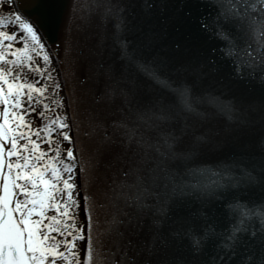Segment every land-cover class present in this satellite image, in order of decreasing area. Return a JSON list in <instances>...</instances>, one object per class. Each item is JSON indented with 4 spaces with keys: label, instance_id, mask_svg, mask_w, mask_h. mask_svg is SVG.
Listing matches in <instances>:
<instances>
[{
    "label": "water",
    "instance_id": "1",
    "mask_svg": "<svg viewBox=\"0 0 264 264\" xmlns=\"http://www.w3.org/2000/svg\"><path fill=\"white\" fill-rule=\"evenodd\" d=\"M36 2L13 0L19 14L29 15ZM225 4L44 0L39 34L63 83L86 240L97 245V264H264L259 217L234 252L219 247V235L198 252L176 236L189 223L199 232L205 219L217 233L227 230L238 215L230 203L264 205V65L226 57L229 48L216 36ZM179 85L190 89L192 111L176 105ZM213 172L235 180L205 188ZM150 173L174 177V191L169 184L160 201L148 200L139 211L117 201L121 189ZM114 216L123 223L113 224Z\"/></svg>",
    "mask_w": 264,
    "mask_h": 264
},
{
    "label": "snow or ice",
    "instance_id": "2",
    "mask_svg": "<svg viewBox=\"0 0 264 264\" xmlns=\"http://www.w3.org/2000/svg\"><path fill=\"white\" fill-rule=\"evenodd\" d=\"M2 2L4 0H0ZM7 2L12 3L13 0ZM225 7L227 10L219 13L216 21V36L229 48L225 53L226 57L233 59L235 63L236 59L245 56L251 63L258 61L264 65V0H226ZM43 9L44 0H37L33 7L35 15L0 17V264H57L58 261H63L64 264H81L82 260H86V264H97L93 255L97 245L92 242L91 237L86 240L82 234L84 229H77L75 223L74 210L79 205L73 198L75 184L70 182L74 179V165L60 159V141L52 139L53 134H58L63 141L71 142L70 136L63 131L68 124L57 116L43 128H33L32 120L28 119L34 113L37 117L44 118L45 111L49 110V105L43 104L41 99L48 91V86L37 87L39 80L28 83L18 71L27 67L29 71L41 76L47 71L38 64L33 67L36 62L28 55L29 40L36 46L31 49L36 56H40L45 47L39 34ZM10 26L14 29L12 34L6 31ZM116 27L117 31L122 32V19ZM202 27L206 28L207 25L202 24ZM15 28L19 29L21 36L18 37ZM233 32L242 37V40L234 36ZM18 39L24 46L11 51L10 54L16 59L8 60L9 50L13 48L12 42ZM116 40L123 45L122 51L127 53L126 43L119 36ZM5 41L8 42L6 45ZM42 59L45 64L51 63L47 53ZM165 86L169 89L172 87L167 81ZM55 88H60L59 83L55 84ZM173 95L177 106L185 111L193 110L190 89L186 85L177 86ZM39 105H43L45 111H38ZM37 141L46 143L54 155L50 156L49 151L43 149ZM65 152L66 160L75 161L76 157L71 149H66ZM64 174H67L66 178ZM212 176L214 178L205 188L221 186L224 179L235 180L230 173L213 172ZM217 176L220 179H215ZM246 176L250 181L255 180L249 172H246ZM169 184L173 185L174 191L175 179L168 174L140 175L127 191L121 189L116 194V199L123 201L126 208L139 211L147 206L148 200L160 201L161 190L166 193ZM192 187L200 190L198 185ZM116 206L119 207V204ZM227 208L238 213L227 230L217 233L216 226L205 219L199 232L196 224L189 223L176 236L189 239L193 250L198 252L209 236L219 235V247L234 252L242 242V234H249L253 218H260V231L264 233V205L249 207L246 203L236 201ZM49 211L55 214L48 216ZM159 214L166 217V209L161 207ZM112 223L123 221L114 216ZM53 233L56 235H52ZM250 234L255 236L256 232L253 230ZM69 236L71 240L68 239ZM85 240L84 255L81 256L77 251V241ZM97 244L102 248L106 247L99 241Z\"/></svg>",
    "mask_w": 264,
    "mask_h": 264
},
{
    "label": "bare ground",
    "instance_id": "3",
    "mask_svg": "<svg viewBox=\"0 0 264 264\" xmlns=\"http://www.w3.org/2000/svg\"><path fill=\"white\" fill-rule=\"evenodd\" d=\"M6 1L7 0H4V2L0 3V10H3V11L8 10V11H10L11 12L10 14H12V16L18 14L15 11L16 9L14 7L13 2L6 4ZM17 35L19 37L22 34H19V32H17ZM28 43H29L30 51H31V49L33 47H36L35 45H33L31 43L30 40L28 41ZM42 43H43V41H42ZM15 45L19 47L21 45V43H17ZM23 46L24 45L20 46L17 49H21V48H23ZM44 46H45L44 50L42 52H40V58H34V61L36 62L35 64H38L42 69H47V71H45L42 76L37 74V73H34L32 76L28 75L25 79L27 80L28 83H35L37 80H39V83L36 84L37 87H44L46 85L48 86V91L45 92V94H44V102L43 103L49 105V110L45 111L43 109V107L41 106V108L38 109V111H45L44 120H46V123H48L51 119L59 116L62 119H64L66 121V123L68 124V127L66 129H64L63 131L66 132L70 136L71 142L62 141V136H60L58 134H53V137H52L53 141H56V140L60 141L61 154H63L62 156H66V152H65L66 149H71L73 151V154H74V150H75V149H73L74 148L73 138L71 139V134L69 133L70 130H71V124H70V116H69V113H68L69 110H68V107H67V99H66V96L64 95L65 91H64L62 80H61L60 72H59L57 66L55 67V61H54L53 55L48 50V48L46 47L45 44H44ZM45 53H47L49 55V58H50V61H51L50 64H45L43 59H42V57H43V55ZM18 71L21 73L22 70L19 69ZM49 75L51 76L50 80H49ZM56 83H59V85H60L59 89L55 88V84ZM54 112H56V113H54ZM33 116H34L36 121H33ZM33 116L28 117V119L32 120L33 128H39L40 121H38L37 119L40 120V119H43V118L37 117L36 114L33 115ZM41 135H43V134H41ZM33 139H36V138L33 136ZM37 142L41 143V146H42L43 149L49 151V155L50 156L54 155V153L51 151V149H49V147H48V145L46 143H44L43 141H37ZM61 157H60V159H62ZM69 162L70 163H68V164H73V161H69ZM77 204L79 205V203H77ZM79 211H80V205H79L78 208H76L74 210L75 223L78 226L82 223V219H81L82 216H80ZM77 245H78L77 251L79 252V254L81 256H83L84 255V253H83V241H79Z\"/></svg>",
    "mask_w": 264,
    "mask_h": 264
},
{
    "label": "rangeland",
    "instance_id": "4",
    "mask_svg": "<svg viewBox=\"0 0 264 264\" xmlns=\"http://www.w3.org/2000/svg\"><path fill=\"white\" fill-rule=\"evenodd\" d=\"M6 4H8V2L6 1ZM11 12L10 11H8V10H5V11H3V10H0V17H11L12 16V14H10ZM15 30L17 31V32H19V29L18 28H15ZM6 31H8L10 34H12L13 33V31H14V29H13V27H9L8 29H6ZM15 31V32H16ZM17 32H16V34H17ZM19 34H21L20 32H19ZM8 42L7 41H5L4 42V45H6ZM13 43V48L11 49V50H9V54L7 55V59L8 60H14V59H16V57H14V56H12L11 54H10V52L11 51H16V50H18L17 48H19L20 46H22L23 44L19 41V39H18V41H16V42H12ZM17 43H21V45L18 47V46H16L15 44H17ZM0 47H2V46H0ZM22 49V48H21ZM39 49L38 48H36V51H38ZM28 55H31L32 57H33V61H34V58H40V56H36V53L35 52H33V51H30V49H29V52H28ZM37 64H34L33 65V67H35ZM20 70H22L21 71V74L23 75V77L24 78H26L29 74H34L33 72H31V71H29L28 70V68L27 67H25V68H22V69H20ZM44 97V96H43ZM40 106V105H39ZM39 106H38V109H39ZM33 115H35V114H33ZM32 115V116H33ZM38 121H40V123H39V128H43L44 127V125L46 124V120H44V118L43 119H37ZM33 121H36L35 120V118H34V116H33ZM43 135H44V133H42ZM63 154H61V156H62ZM65 155V154H64ZM60 156V157H61ZM61 158H63V159H65V156H62ZM67 163H68V161H66ZM62 262V261H61Z\"/></svg>",
    "mask_w": 264,
    "mask_h": 264
}]
</instances>
